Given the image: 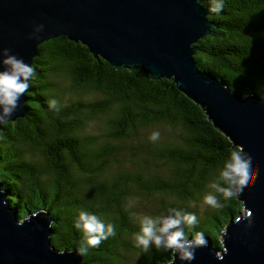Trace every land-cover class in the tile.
Returning a JSON list of instances; mask_svg holds the SVG:
<instances>
[{
  "label": "trees",
  "instance_id": "trees-1",
  "mask_svg": "<svg viewBox=\"0 0 264 264\" xmlns=\"http://www.w3.org/2000/svg\"><path fill=\"white\" fill-rule=\"evenodd\" d=\"M208 16L218 27L196 43L198 67L233 90L259 94L264 0H226L222 13ZM32 66L26 115L0 129V181L20 218L46 209L54 220L53 245L77 250L84 234L74 221L81 210L92 212L116 232L89 247L82 264H168L173 250L152 245L145 251L134 242L140 221L131 200L156 196L166 210L196 214L194 225L180 226L187 238L203 232L221 245V232L243 203L237 196L225 200L220 171L240 148L173 78L116 67L66 35L42 42ZM53 98L56 109L49 107ZM94 123L97 131L90 130ZM156 126L167 131L153 142L150 129ZM126 146L136 157L129 165L119 154ZM208 192L221 208L205 204L199 210ZM125 251L139 253L142 262Z\"/></svg>",
  "mask_w": 264,
  "mask_h": 264
},
{
  "label": "water",
  "instance_id": "water-1",
  "mask_svg": "<svg viewBox=\"0 0 264 264\" xmlns=\"http://www.w3.org/2000/svg\"><path fill=\"white\" fill-rule=\"evenodd\" d=\"M217 27L201 0H0V61L7 48L32 64L42 42L66 35L116 67L173 78L245 159L257 161V179L237 195L243 208L221 232V245L204 235L208 243L195 248L194 259L181 260L173 250L168 264H264V99L198 67L196 43ZM26 93L9 121L26 115ZM8 196L0 181V264H82L76 249L53 245L46 209L20 218Z\"/></svg>",
  "mask_w": 264,
  "mask_h": 264
},
{
  "label": "clouds",
  "instance_id": "clouds-1",
  "mask_svg": "<svg viewBox=\"0 0 264 264\" xmlns=\"http://www.w3.org/2000/svg\"><path fill=\"white\" fill-rule=\"evenodd\" d=\"M226 0H201V5H207L208 12L220 14L225 8ZM43 25H38L36 31H40ZM4 58L0 63L5 66L0 70V125L11 120L12 114L18 107V101L22 94L30 88V80L33 79L36 69L32 64L26 63L15 54H10L9 49H3ZM259 95L264 99V86L258 88ZM49 107L56 109L58 101L51 99ZM161 133L155 130L150 139L155 142L160 139ZM241 150H233L229 159L220 171V176L226 182L221 187L225 200H229L240 193H245L257 179V161L252 158L245 159ZM217 187L215 183L211 185ZM6 203V201H5ZM203 203L215 208H221L217 197L208 192L203 197ZM169 214L158 216L144 215L140 217V229L134 233V242L137 247L147 251L152 245L159 250L161 247L167 252L175 250L181 260H192L195 258V248L206 246L208 240L203 232H196L192 239H188L182 223L194 225L197 216L194 212H185L177 208L167 209ZM75 228L82 230L83 241L78 253L83 255L89 247H98L102 241L115 235L116 228L112 223H106L97 214L81 210L74 221ZM174 264V262H173Z\"/></svg>",
  "mask_w": 264,
  "mask_h": 264
},
{
  "label": "rangeland",
  "instance_id": "rangeland-1",
  "mask_svg": "<svg viewBox=\"0 0 264 264\" xmlns=\"http://www.w3.org/2000/svg\"><path fill=\"white\" fill-rule=\"evenodd\" d=\"M68 95H65V97H67ZM66 99V98H65ZM98 124L94 123L91 126V131H97L98 130ZM158 127H153L150 129L151 132L155 131ZM163 130L160 131V133L162 134H166V131L164 128H162ZM158 130V129H157ZM148 133V131H147ZM135 144H137V142H133ZM120 157L122 158L123 162L126 163V165H129L132 161V159H136V157H134L132 154V150L129 149V146H126L125 148L121 149V151L119 152ZM131 161V162H130ZM150 165H152L154 162L153 161H149ZM169 200L172 201L173 204H175L176 202L169 198ZM131 207L134 209V214L136 215V219L138 221H140V217L144 216V215H151V216H158L161 214H168L167 210L162 208L163 205L158 203V199L156 196H137L135 197V199L131 200L130 203ZM206 205L203 203L201 205H199V210H202ZM125 253L130 256L132 259H134L137 262H142V256L139 255V253L137 252H131V251H125Z\"/></svg>",
  "mask_w": 264,
  "mask_h": 264
}]
</instances>
